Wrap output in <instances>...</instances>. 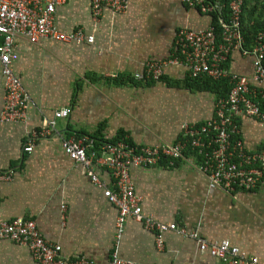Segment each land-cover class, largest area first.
<instances>
[{
  "label": "crops",
  "instance_id": "obj_1",
  "mask_svg": "<svg viewBox=\"0 0 264 264\" xmlns=\"http://www.w3.org/2000/svg\"><path fill=\"white\" fill-rule=\"evenodd\" d=\"M64 33L82 30L93 42L64 43L41 39L31 44L15 39L12 69L27 103L24 118L0 121V172L11 180L0 183V222L16 218L35 221L42 236L61 247L69 260L79 257L109 264L116 255L139 264H218L196 241L167 231L163 246L154 233L127 218L119 232L116 208L91 182V174L109 189L112 171L90 148L88 169L64 153L63 139L92 137L103 141L124 135L135 146L153 147L180 139L183 127L199 126L215 117L217 96L190 81L183 62L167 64L159 81H140L149 62L177 58L181 30L200 31L210 17L182 0H127L120 12L104 8L94 17L89 0H67L54 14ZM229 72L250 80L258 99L264 79L253 80L251 57L235 50ZM0 64V114L5 85ZM70 109L57 119L58 135L36 139L30 153L23 149L34 131L47 126L54 112ZM238 137L250 151L264 150V122L238 115ZM149 169L129 167L142 213L163 223L196 232L208 245L222 240L245 257L264 262V175L251 191L225 193L198 171L195 156ZM64 206V210H61ZM0 264H37L25 246L0 240Z\"/></svg>",
  "mask_w": 264,
  "mask_h": 264
},
{
  "label": "built area",
  "instance_id": "obj_2",
  "mask_svg": "<svg viewBox=\"0 0 264 264\" xmlns=\"http://www.w3.org/2000/svg\"><path fill=\"white\" fill-rule=\"evenodd\" d=\"M94 17H98L104 8L114 12L122 11L127 0H89ZM192 8H198L202 14L221 15L220 0H182ZM251 0H229L227 21L219 19L222 31L217 34L209 26L200 31L181 30L177 36L179 58L168 61H152L135 79L140 81H159L167 64L183 62L188 67L190 79L207 78L212 81L227 79L231 85L226 98L217 99L215 117L199 126L183 127L180 139L173 143L158 146H135L121 139L114 143H103L101 151L107 159L104 162L112 171L114 187L109 189L95 174L90 175L94 186L102 189L104 197L117 211L115 225L121 231L127 218L143 224L144 228L154 233L155 245L163 246V237L167 231L194 239L201 252H207L219 261L218 264H264L255 257H245L229 241L222 240L208 245L196 232H188L175 223H163L142 213L141 200L135 194L129 167L149 169L166 162L170 166L175 161L186 159V153L201 155L196 164L198 171L221 188L225 193L253 190L259 178L264 175V150L248 151L238 137V115H246L264 122V93L260 100L249 78L229 72L226 64L231 54L238 50L251 57L254 70L253 80L264 79V32L257 36L256 45L251 51L243 48L240 29V17L245 2ZM67 0H0V64L4 77V106L0 121L4 123L19 122L24 118L27 95L23 85L12 69L15 39H24L31 44L41 39H50L64 43H92L93 37L86 36L78 29L70 33L59 31L54 24V14L58 6ZM70 109L54 112L53 119L47 126L34 131L27 138L24 151L30 153L36 139L58 135L56 120L68 118ZM90 137L79 139L67 138L61 142L64 153L70 160L86 168L91 167L87 151L93 147ZM13 171L0 172V183L11 180ZM61 206V210H64ZM0 240H9L25 246L37 264H94L90 259L79 257L74 260L61 255V247L47 241L30 219L16 218L0 222ZM109 264H139L113 255Z\"/></svg>",
  "mask_w": 264,
  "mask_h": 264
},
{
  "label": "trees",
  "instance_id": "obj_3",
  "mask_svg": "<svg viewBox=\"0 0 264 264\" xmlns=\"http://www.w3.org/2000/svg\"><path fill=\"white\" fill-rule=\"evenodd\" d=\"M220 2L222 3L221 15H217V14L207 15L210 17V24L214 28L217 34L221 33L222 31L221 24L219 23V19H222L223 21H227L229 16V8H228L229 0H220ZM195 9L199 11L198 8ZM240 29L244 40L243 48L251 51L252 48L256 45L257 36L260 33L264 32V0H251L245 2L240 17ZM262 42L264 44V39L262 40ZM176 46H177L176 55L177 58H179L180 50L178 44H176ZM190 81L199 82L198 84L200 85L199 88L207 89L208 91L214 93L217 96V99L226 98L231 88V85L227 79L212 81L210 79L203 77L195 80L190 79ZM79 138L80 136H77L74 139L76 140ZM90 138L94 140L92 150L95 152L99 151V149L101 150L103 143H114L121 139H126L127 141V138L124 137V135L118 136L117 138L110 141H103L99 134H96L95 136H92ZM127 142L130 143L129 140ZM187 153L191 154V152H187ZM193 155L195 156V160H196L195 162L199 163L202 158L201 155L197 154L196 152L193 153Z\"/></svg>",
  "mask_w": 264,
  "mask_h": 264
}]
</instances>
